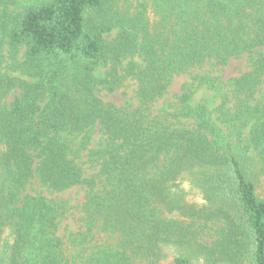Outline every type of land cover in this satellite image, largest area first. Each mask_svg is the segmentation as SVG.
<instances>
[{
    "label": "trees",
    "instance_id": "16d2710c",
    "mask_svg": "<svg viewBox=\"0 0 264 264\" xmlns=\"http://www.w3.org/2000/svg\"><path fill=\"white\" fill-rule=\"evenodd\" d=\"M121 1L46 0L1 30L12 50H25L13 64L19 76L0 74V264H75L69 253L84 252L97 231L118 242L97 247L85 264H162L166 249L175 252L170 264H264V197L252 156L264 158V100L246 106L244 148L221 138L203 102L190 109L187 129L152 125L146 114L176 77L243 57L250 70L233 90L254 100L264 76V0H148L133 11ZM128 79L137 110L97 96ZM95 127L104 139L88 157L98 169L84 177L77 160ZM33 179L52 192L85 187L83 230L64 241L68 209L22 197ZM187 191L199 202L187 201ZM173 213L182 221L162 217ZM195 222L222 225L211 246L185 225Z\"/></svg>",
    "mask_w": 264,
    "mask_h": 264
},
{
    "label": "rangeland",
    "instance_id": "374dc122",
    "mask_svg": "<svg viewBox=\"0 0 264 264\" xmlns=\"http://www.w3.org/2000/svg\"><path fill=\"white\" fill-rule=\"evenodd\" d=\"M46 0H0V74L4 76L17 77L19 71L13 67L14 63H20L23 59L24 47L12 50L6 39L2 36L1 30L8 24L11 17L23 13L29 8L36 7ZM140 2L148 3V0H122L121 6H130L131 10L137 8ZM152 3L148 4L147 16L152 21L154 19V8ZM131 11V12H132ZM118 33V30H113L106 37L108 40L113 39ZM139 61V60H138ZM106 67L100 68L99 77H101ZM250 70V62L247 57L236 60H231L223 67L214 66L211 62L206 63L200 68L189 70L186 74L176 77L169 86L166 94L154 104H151L146 114L152 125H166L171 128H191L192 119L190 109L197 103H205L210 111V118L217 128V132L225 141H230L239 148H244L249 136L250 122L246 115V106H254L256 102L264 100V76L261 85L254 93V100H246L242 96H238L232 86L233 80L239 78L244 73ZM136 83L133 80H126L122 86L108 93L106 90H97V96L105 104L125 108L129 111H134L140 108L139 101L136 97ZM185 94L184 100L181 96ZM18 95V90H11L6 97L1 100V103L8 106L13 99ZM182 100V101H181ZM90 144L88 150L83 151L81 157L77 160L78 165L83 170V176L89 177L97 172L98 167L89 162V150L94 149L103 141L104 136L95 127L88 133ZM256 163L254 170L258 174L257 193L264 197V158L252 152ZM187 189V185H182ZM87 190L85 187H73L63 192H52L42 186L36 179H33L22 193L24 195H41L49 201H56L64 204L68 209L67 218L61 223L59 235L64 237V241L70 232L83 230L82 221L83 215L81 207L84 202ZM187 201L199 202L195 192L187 191ZM166 221L176 220L182 221L181 216L173 213L170 215H162ZM192 231L198 234L199 241L207 245H212L218 238V229L222 225L218 222H195L185 223ZM96 235L94 241L87 245L85 251L76 256L69 253V256L75 257V264H85L86 257L95 252L97 247L115 246L118 242L116 236L109 233H101ZM167 258L162 264H170L175 256L173 249H166ZM135 264H147L145 262H136Z\"/></svg>",
    "mask_w": 264,
    "mask_h": 264
}]
</instances>
